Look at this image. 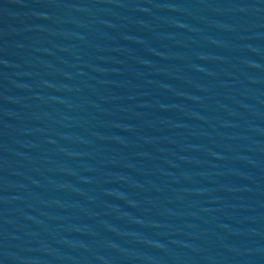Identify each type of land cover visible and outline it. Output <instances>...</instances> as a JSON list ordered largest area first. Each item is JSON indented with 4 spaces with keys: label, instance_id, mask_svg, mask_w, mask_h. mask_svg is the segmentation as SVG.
Masks as SVG:
<instances>
[{
    "label": "water",
    "instance_id": "water-1",
    "mask_svg": "<svg viewBox=\"0 0 264 264\" xmlns=\"http://www.w3.org/2000/svg\"><path fill=\"white\" fill-rule=\"evenodd\" d=\"M0 264H264V0H0Z\"/></svg>",
    "mask_w": 264,
    "mask_h": 264
}]
</instances>
